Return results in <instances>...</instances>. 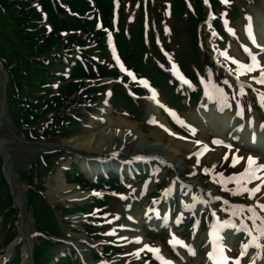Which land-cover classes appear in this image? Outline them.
<instances>
[{
    "label": "rangeland",
    "instance_id": "rangeland-1",
    "mask_svg": "<svg viewBox=\"0 0 264 264\" xmlns=\"http://www.w3.org/2000/svg\"><path fill=\"white\" fill-rule=\"evenodd\" d=\"M3 1L0 0L2 3ZM17 1L15 0L13 2L14 5H16ZM59 1L54 0V3L58 5L57 10L65 15L67 19L66 23L59 21L61 17L58 14L54 17L56 23L53 21L49 22L46 12L41 3H39L42 2L41 0H25L23 2L36 8L40 13L41 17L35 19L40 26L37 30L45 27L50 29L51 33L57 32L62 41H57L54 35L51 36V41H55L56 44L59 42L61 47H63L62 50L65 55H72L69 59L63 57L65 59H61V63H52L51 65H48L49 61L46 63L48 65L47 70L53 71L52 75L45 81L48 87L44 94L49 93L47 96L40 94L38 97L42 101L48 102L49 105L47 107H50L48 109L52 110L49 111L51 115L45 118L43 116L39 118L34 117L29 123H20L19 128L15 126L27 140L31 142L39 141L40 145L38 144L37 149L42 150L37 155L36 148H33L32 152L27 155L30 148L24 147L20 150L18 156L19 159H22L27 155L25 160L28 158L30 162L29 166H24V161H22L23 166L18 172L17 177L18 185L21 187L22 192L21 204L24 206L29 218L32 234L37 229L33 210L28 203L31 195L30 192L33 193L36 207L45 209L44 202L51 207L50 213L55 217L52 220V224H56L57 227L60 226V230H55L58 233L57 239L51 240L44 236H36V233L31 237L33 246L32 263L54 264L56 260L54 259L53 261L50 258L59 247V249H63L66 254L70 255L72 260L79 261L80 264H86L85 259H89L90 253H94L96 256L101 255L100 246L83 247L82 244L85 242H91L88 235H97L100 226H102L107 236L113 239L114 237L111 235L112 231L117 238V234L120 233L117 228L125 227L129 221L128 218L130 216L132 217V213L135 212L138 215L136 228L140 230V232L137 230L136 233L144 236L145 239L143 242L146 241L148 246L144 247V253L146 255L144 257L148 256L147 260H149L152 252L150 249L161 247L160 240H166L168 242L166 246L167 250L170 254H173L168 230H164L165 232L159 233L158 235V232L147 231L145 226L149 219L145 217V214L149 211H145L144 207L148 206L152 208V212L156 209L154 211L156 213L154 220L159 221L160 218H163L167 214L170 215V218L182 217L184 219L183 222L185 221V223H179L174 231L177 235L180 233L184 237L186 244H194L193 249L195 250L190 251L192 257H189L191 262L205 264L204 258L207 254V246L204 242V235L209 228L213 212L217 215L221 223H225L230 219L234 222L232 224L233 226L229 227L228 232L224 234V242L221 243L229 253L230 262L232 260V264H254L252 261L253 254H248L251 258H249V262L243 261L244 256L239 257L238 255L239 249L246 243L247 238L245 234H242L245 230L242 229L243 226L235 215V212L230 207H225L220 202L214 201V199L217 196H226L228 198L238 199L242 203H252L257 207L258 205L264 204V183H254L248 178H240L237 175L244 170L247 162L245 155L239 158L236 163H233V156L235 155L236 157L239 155L234 152H240V147H243L248 142L256 141L259 143L260 133H258V138H254L251 134L247 138L248 133H242L243 129L252 128L250 127V123L258 125L259 129L264 124L262 123L260 125V122L264 121V107L261 106L262 103L260 102V95L264 102V87L260 86V75L255 80H252L255 82L254 86L248 82H236L228 73L229 70L226 66L228 65L234 71L243 73L244 75H250L252 72L258 73L256 67H253L251 72L241 67V65L252 64L249 56L252 52L249 51V37L246 36V33L243 32L241 27L247 21L246 16L248 13L260 12L264 0H228L227 3H222L221 0H207V3H205V0H202L203 2L199 3L193 9V12H191V14L198 15V7L200 6H203L205 11L204 20L200 21L196 26L197 45L192 40V31L186 24L189 21L188 14L184 10L173 11V2L175 0H141L140 2H145V4L140 6L135 14L127 13L126 10L125 13L122 12L119 5L122 3L127 6L128 2L131 5L133 2L139 5L138 0H111V2H114L112 9L115 37H118V42L121 45L126 46L125 52L128 54L130 52L129 61L136 63L137 67L135 70L142 75H146L148 77L146 78L148 80L150 79L149 81L154 85L152 89L158 93L161 100L166 101V103L168 102L166 106L167 110L165 109L168 112L162 110L161 116L174 129H177L178 132L187 138H184L185 142L192 141L197 146L206 144V147L198 152L196 150H190L187 146L180 148L181 154L178 160L180 171L177 178H175V174L171 168H163L159 165L153 171L152 176H149L147 171L142 172L140 170L139 173L134 174L135 178L123 180L122 186L120 187L113 184L114 179L111 178L112 175L106 181L102 182L100 180L99 183H96L97 181L94 183L91 182L94 186H89L88 183H85L79 173L81 175L83 173V178L85 179L90 178L88 175L91 174H87L83 170L81 156L73 151L66 141L73 136L86 132V128L90 125V121L94 119L93 116L97 114V109L100 108L104 97L109 94V91L110 96H112L111 99H107L110 104L109 115L111 118L120 116L128 120L134 125L135 131L142 132V134L148 136H160L156 124L153 122L158 116L155 113V118H152L151 115H153V112L149 109V102L146 99L148 91L139 83L137 78L134 79V83L137 82L139 86L134 87L133 93L129 89L131 93L130 97L135 101L134 104L128 102L125 98H117L113 92L114 96L112 95V90L109 86V83L112 81L111 77L105 76V69H101L102 67H108L110 60H113L109 50V42L107 41L108 33L105 36V44L100 45L97 37L87 36V26L82 27V25L87 23L82 24L81 27L72 26L73 21L70 20V17H72L70 9L72 10V7L69 6L72 2ZM86 1L93 2L92 0ZM199 1L194 0L193 2L187 0L190 8ZM78 2H81L82 6H84L83 0ZM213 4H215L214 8H211L210 5ZM109 8L111 9V6ZM15 14L14 10L11 8L4 9L0 4V55L6 58L11 68L13 67V72L11 71L13 78H8L7 87L10 82L14 90L15 87H23L25 85L28 87L29 85L28 79L24 76L25 73H21L19 70L21 68L20 53L18 45H16L15 40L11 37L17 29ZM91 14H88V12L84 13L83 10V12H77L75 17L83 23L92 19L93 15ZM173 15L178 18V21L169 18ZM63 24H71L68 27L75 29L78 38H72L71 35H68L66 33L68 29H65L66 27ZM186 28L187 31H185ZM215 28L218 34L215 33ZM141 37L146 41L144 44L145 47L147 45L146 49L149 54L145 58L142 56L145 48L142 49V46H140ZM81 39H85V41L82 42ZM197 47L199 48V53L197 52ZM213 51L220 52V60L226 65L217 59V55L214 56ZM126 53H124L125 57L128 56ZM197 54L198 56L196 57ZM257 54L260 55V48ZM237 55H240L241 59H238ZM173 56L176 57V61L180 63L184 72L179 71L175 62L173 64L175 67L172 66L173 68H171V62L172 60L174 61ZM156 58L162 61V65L156 61ZM132 62H129V64L133 65ZM157 66H161V69L165 73L159 71ZM194 68L200 70L195 73L197 83L200 84V87H198L194 82L196 84V90H194V85L188 79L190 73L194 72ZM128 70V73L132 71L130 69ZM177 75L183 77V80L180 79V81L182 80L183 83L187 81L188 83L179 84L180 81H176L177 83L174 81L175 83L169 85L168 82L171 83L172 80H175ZM246 78L247 80L250 79L249 76ZM208 80L214 81L212 84H215L219 88L217 90H220L223 100L229 104V112L227 113L232 116L234 122L232 127L230 123V129L242 120L241 115L244 119L241 122L248 126L239 131V136L227 134L228 129L226 131H219V134H227L229 148L232 151L227 149L219 150L216 155H211L213 153L212 150L221 149L220 147L212 145L213 143H204L193 134L196 126L197 128H200V126L207 128V126L211 125L209 124V120L214 117L210 115L214 113L220 114L221 112V110H215L217 104L205 93V82ZM248 81L250 82L251 80ZM195 91H198V93ZM117 93L119 94V92L115 94L117 95ZM61 94H65V96ZM121 94L124 96L122 92ZM126 94H128L127 91ZM190 97L191 103L187 102ZM50 99L51 101H46ZM56 100L57 104L54 102ZM23 101L27 102L28 100L26 98ZM222 109L224 110V106ZM210 112L212 113L210 114ZM236 113L239 116L235 117ZM192 115L195 118L191 117ZM17 116L20 117L21 115ZM247 116L249 118L245 119ZM161 137L163 145L171 144L168 137L165 135H161ZM47 143H52L55 146L45 147L44 145ZM134 143V141L129 140L128 143L118 148L117 143L106 148V155L97 153L92 157V160L106 164L115 160L112 157L121 158L120 156H132L126 160H128L127 162L134 161L137 159L136 157L144 155L145 152V150H142L137 151L139 153H135V149L133 148ZM252 150L255 151L254 148ZM34 151L35 153L31 155ZM165 151L169 152L166 148ZM248 154L258 157L261 161L264 160V152L262 154L258 153L257 156L252 153ZM161 155L164 156L163 154ZM165 158L169 160L168 157L165 156ZM2 170L3 161L0 158V176H2V179L0 178V262L1 264H24L21 250L22 241L20 239L15 240L18 236L16 222L19 218V208L14 201L9 183L5 180ZM61 179H65L70 185H79L86 192L90 187L91 190L98 188L100 191L97 190L95 196L92 199L85 200L84 203L67 204L63 201L62 194H60V189L57 186L58 181H61ZM186 181L201 184L204 191H212L214 195L211 196V199L201 197L197 188L184 187ZM111 184L118 191L123 192L121 201L116 200L115 197L111 199L107 197L105 186ZM257 185H259V191H255L251 197L247 191H239L241 186L253 189ZM168 190L169 192H167ZM237 192L239 194H236ZM6 193L9 194L8 200H6ZM193 195L197 197L198 202H200V199H203L202 202L204 204L201 209L196 204L197 207L190 210V212L183 211L182 209L185 207L183 201H186L187 198L193 201ZM93 200H96L94 206L97 209L93 210L91 207L92 219L90 220L88 216L86 218L83 214V210L86 209L80 206L91 204ZM7 201L11 203V214L8 213L9 211L6 213L2 211ZM102 206L105 211L102 214H98ZM44 209L41 210V215L46 221H49L51 214ZM46 213L49 214L48 218L44 217ZM185 213H188V215L184 216ZM160 215L162 216L160 217ZM199 219H201L202 224L200 229L196 230ZM9 221L13 223L16 229V231L14 229L12 235L10 228H7ZM193 224H196V227ZM91 227H96L97 230H91ZM194 230L196 231L195 234H193ZM75 236H80L83 239L80 242H76L75 240L77 238ZM42 240L51 242L40 250L36 249L38 243ZM52 242H61V244L55 246L56 244L52 245ZM260 243L264 247V242L261 241ZM9 247L10 249L8 250ZM126 249L127 247H123V250L110 251L109 254L111 253L110 255L114 258L118 252L125 254ZM196 250L197 253L195 254ZM180 253L186 252L185 250H181ZM155 259L158 260L154 255ZM142 264H149V262H143ZM257 264H264V259L258 260Z\"/></svg>",
    "mask_w": 264,
    "mask_h": 264
},
{
    "label": "bare ground",
    "instance_id": "bare-ground-1",
    "mask_svg": "<svg viewBox=\"0 0 264 264\" xmlns=\"http://www.w3.org/2000/svg\"><path fill=\"white\" fill-rule=\"evenodd\" d=\"M254 18L257 20L254 21ZM247 21L242 24L241 29H243V32L246 33V36L249 37V29L251 32L253 39L249 38V51H252L251 54L249 55L250 57L254 56L256 60L259 62V64L264 67V3L260 9L259 13H248L246 16ZM251 47V48H250ZM260 47V55L257 54V48ZM251 49V50H250ZM238 59H241L240 55H237ZM218 60H220V57L218 56ZM221 61V60H220ZM222 62V61H221ZM225 64L224 62H222ZM229 72L232 73L234 79L237 82H245L248 80H251V84L254 86L255 82L252 80H255L256 77L260 75V68H257L256 70L258 73L252 72L250 75H244L243 73L233 71L232 68L228 65ZM247 76L250 77V79L247 80ZM260 86L264 87V83H260ZM206 93L211 94L212 99L216 100L217 103L220 105H223V102L221 100V95L219 94L217 88L212 85V83H207L206 85ZM152 96L150 97V105L149 109H153L156 107L157 103L159 104V99L157 96L153 93H150ZM154 97V98H153ZM225 103V102H224ZM227 108V107H226ZM157 110V109H156ZM150 111V110H149ZM226 110H222L220 113L221 114H212L210 116H214L211 118L209 121V126L207 128H204L200 126V128H197L193 132L195 137L199 138L201 141L204 143H212L214 140L218 142H222V138L219 137V131H226L227 129L230 130V132H233L234 134H237L240 129H242V126L240 124H236L235 128L230 129V123L232 122V118L227 114ZM154 113V112H153ZM156 114L158 118L154 120L153 122L156 124L157 131L159 132V135H153V136H148L142 134V132L135 131L134 125L130 123L128 120L118 116L117 118H111L109 115V104L107 101V98H104V100L101 103L100 108L97 109V114L93 116V120L90 121V125L86 128V132L81 135H76L70 138L69 140L66 141L68 145L71 146L72 150L75 151L77 154H79L82 158L81 165L83 167V170L86 173H95L96 168L100 167V164L98 163L97 165L94 164V160H91L92 157H94L97 153L100 155H106V148H109L113 145H116L118 143V146H122L123 144L128 143L129 140L134 141L135 143L133 144V148L135 149V153H139L137 151H142L145 150L144 155L146 161H151L153 158L151 156L157 157L159 160L161 158L158 157V155L163 154L164 157H168L169 161H173V166L176 171H180V166L178 160L180 159V154L181 150L180 148L183 146H187L190 148V150H196L200 151L203 148L206 147V144L203 146H197L191 141H188L189 143L184 141V138L182 135H176L177 131L162 117L160 116V112H157ZM212 112H210L211 114ZM153 115V116H156ZM195 118L193 115L191 116ZM155 118V117H154ZM153 118V119H154ZM194 122V121H193ZM231 123V127H232ZM261 125V124H260ZM228 130V131H229ZM253 130V128H252ZM252 130L247 132L244 130L245 133H248L247 138H249L250 134H252ZM223 131V132H224ZM255 131H258L255 129ZM161 135H165L168 137L170 140V145H163L162 142V137ZM244 136V135H243ZM242 136V137H243ZM187 139V138H185ZM224 143V141H223ZM0 145L2 148H8L10 146V140L8 138H5L1 133H0ZM226 145V143H225ZM244 148H241L240 155H247L255 157L254 155H248L250 151L257 156V152H264V134L260 131V140L259 143H247L246 145L243 146ZM35 148V147H31ZM143 148V149H142ZM168 149L169 152L165 151ZM251 148H254L255 150L260 149L257 152H254L251 150ZM227 148L223 149H217V150H212L213 153L211 155H216L219 150H226ZM103 150V151H102ZM228 150V149H227ZM32 152V150H29L27 152V155H29ZM238 153V154H239ZM157 154V155H154ZM167 154V155H166ZM26 155V154H25ZM159 155V156H160ZM26 157V156H24ZM121 158L115 159V161H112L114 164L113 166H116V169L120 168V165L123 163H126V159L131 158L132 156L129 157H123L120 156ZM141 158V157H140ZM256 161H260V163H264L261 161V159H258V157H255ZM154 160V159H153ZM162 161V160H161ZM111 162V161H110ZM111 163H106L103 164L101 167H107ZM126 165V164H125ZM134 165V164H132ZM128 165H126L127 167ZM6 175L12 180L13 184V193H14V199L16 203L21 204V198H22V192H21V187L18 185L17 182V177L16 173L12 172L10 169H7L5 171ZM256 176L258 177L259 183H261V180H264V170H261L259 172H256ZM58 189H60V194H62V199L64 202L67 204H71L73 202H80L83 199H86L88 197V194L84 191L79 189L78 186L70 185L67 183L65 179H61V181H58ZM231 203H236L237 201L233 199H229ZM237 204V203H236ZM22 205V204H21ZM254 213L253 212H244V215L247 217V219L252 223V225L264 232V212L261 211L259 205L258 207L253 206ZM23 214L22 216L19 217L18 221L16 222L17 227H18V236L15 240L20 239L22 240V261L24 264H30L28 261L27 257V250L28 248L26 247V240L29 239L30 236V224L26 222V210L23 207L22 209ZM136 213V212H135ZM134 213L133 218L135 220H138V216ZM252 217V218H250ZM153 226V225H151ZM211 233L212 237L210 238L208 231L205 235L206 237V244L210 248V252H215L214 249L217 248L220 244V239L222 238L221 231L219 229V222L217 218L213 219L211 221ZM128 227L131 229L130 232L123 233V237L125 238L127 244L129 245L128 248L126 249V255L128 256L127 259H130V264H140L141 260L140 258H135V254H133V251H136V249L141 248L142 245H138L137 242H139V238L142 237V235L137 236L136 234V227L134 226L133 223H128ZM135 227V228H134ZM222 228V226L220 227ZM254 236L257 237V234L255 232L253 233ZM77 239L75 240L76 242H80L83 238L80 236H75ZM138 238V239H137ZM179 240L178 238H176ZM172 244L174 246L175 252H178L180 250V247L177 243L172 241ZM83 247L87 246L86 243L82 244ZM10 247L8 248V250ZM163 249V248H162ZM264 250L260 248L256 252V254L260 255L259 257L262 258L264 256ZM121 255V254H120ZM117 255L116 259H112V262H109L110 264H129L126 262H123L122 256ZM159 255L160 256H165L163 252L159 250ZM178 259H172L170 256V259L172 260L173 264H180L182 261H187V257L182 255H178ZM247 258V257H246ZM189 261V260H188ZM1 264V262H0ZM208 264H214L212 261V258H209L208 255Z\"/></svg>",
    "mask_w": 264,
    "mask_h": 264
},
{
    "label": "trees",
    "instance_id": "trees-1",
    "mask_svg": "<svg viewBox=\"0 0 264 264\" xmlns=\"http://www.w3.org/2000/svg\"><path fill=\"white\" fill-rule=\"evenodd\" d=\"M3 1V0H2ZM15 0H4L3 3L0 2L2 8L7 9L11 8L16 13V25L17 29L15 30V33L11 35V37L15 40L16 45H18L19 49V59H20V72L25 73V77L28 79V87L27 85L21 87H15V90L13 89L11 83L9 82L7 87V95L10 102V111L12 113L13 117V123L14 125L19 128V124L26 122L29 123L31 119L34 117L39 118L42 117L45 118L47 116L51 115L52 110H49L50 107H47L49 104L48 102L42 101L38 95H48L49 92L44 94L47 89V85L45 82L53 73L51 70H47V66L51 65L52 63H61V59L70 58L72 55L70 54H64V51L62 50L63 47H61V44L59 42H52L51 36L54 35L56 37V40L62 39L58 36L57 32L51 33L50 29L48 28H40L37 30L40 26L37 24L35 19L40 18V13L38 10L30 5H28L26 2L23 3L25 0H18L16 5H14ZM40 1V0H39ZM41 3L44 11L47 15V20L49 22H54V17L56 14L60 15V20L64 23L67 22V19L65 15L61 14L57 7L58 5L54 3V0H41ZM72 2L69 6L72 7V12L70 17V20L73 21L72 26L82 27L87 26V36L91 37H97L98 41L100 42V45H102L103 42V35H104V28L110 27V6H111V0H94L95 7H91L88 3V1L83 0L84 6H82L81 2H78L80 0H60L59 2ZM43 3V4H42ZM81 3V4H80ZM60 4V3H59ZM175 9L180 10L185 8V4L183 0H175L174 2ZM60 9V7H59ZM88 12V14L94 15L91 20H88V22L81 23L80 20L75 17L77 15V12ZM121 10L123 12V7L121 5ZM62 12V10L60 9ZM200 14V13H199ZM80 16V15H79ZM73 18V19H72ZM200 17H198L199 19ZM194 24V19L191 17ZM70 21V22H71ZM101 22V26H97V23ZM81 23V24H79ZM96 24V26H95ZM71 25V24H69ZM68 24H63L65 29H68L66 33L68 35H71L72 38H78L77 34L75 32V29L73 27H68ZM77 29V28H76ZM88 40V38H87ZM82 42L85 41V39H81ZM120 49L126 53V46L121 45L119 43ZM125 48V49H123ZM127 54V53H126ZM62 56V57H61ZM128 57L130 58L129 54ZM0 61L6 70L9 78H13V67L7 63V60L5 57L0 55ZM47 61H49V64L46 65ZM101 69L104 70V74H114V69L104 68ZM12 71V72H11ZM36 95V96H35ZM53 95V94H52ZM51 95V96H52ZM62 96H65V94H61ZM49 97V96H48ZM27 98V102L23 101ZM61 98V97H60ZM46 101H51L46 100ZM57 104V100L54 101ZM52 103V102H50ZM55 105L54 103H52ZM49 108V109H48ZM55 112V111H54ZM17 115H21L18 117ZM16 117V118H15ZM21 120H23L21 122ZM52 120V118H50ZM49 156V155H48ZM2 176H0L1 178ZM2 179V178H1ZM1 187V186H0ZM7 189V188H6ZM30 200L28 199V203L31 206V209L33 210L34 218H35V225L36 228L43 234L47 235L49 233L54 232V229L56 227V224H52V220H54V216L52 213H50V207L44 202L45 209L51 214V217H49V214H44V217L48 218L49 221H46L42 215L41 210L44 208L36 207V204L34 203L33 199V193L30 192ZM8 193H6V200H8ZM10 198V197H9ZM11 203L7 201V203L3 206V213L11 214L12 210L10 209ZM9 209V210H8ZM44 209V210H45ZM12 220V217H11ZM7 228H10L11 235L14 233V225L12 222L9 221L7 224ZM10 235V236H11ZM42 242V243H41ZM40 244L36 247V249L40 250L45 245L49 244L51 241H44L42 240ZM41 262V260H39Z\"/></svg>",
    "mask_w": 264,
    "mask_h": 264
},
{
    "label": "water",
    "instance_id": "water-1",
    "mask_svg": "<svg viewBox=\"0 0 264 264\" xmlns=\"http://www.w3.org/2000/svg\"><path fill=\"white\" fill-rule=\"evenodd\" d=\"M7 78H8L7 73L3 69V67L0 63V133L5 138H8L10 140V146L8 148H2L0 145V158L3 161V170H2L3 175H4L5 179L8 181L9 187L11 190V194L14 197L12 180L6 175L5 171L7 169H10L12 172L16 173V177H17L18 172L20 171L21 167L23 166L22 161H24L23 162L24 166L25 165L29 166L30 162H29L28 158L25 160L27 155H26V157L22 158L23 160L19 159V157H18L20 154V150L23 149L24 147H28L31 150L33 149L31 147H35L36 151H37L36 152L37 155L42 150L37 149L38 144L40 145L39 141L31 142V141L24 139V137L21 135V133H19V131L12 124V121L10 118V113H9V102H8V98H7V94H6ZM44 146L45 147H53L55 145L52 143H47ZM34 153H35V151L31 155H33ZM19 165H20V167H19ZM17 182H18V177H17ZM14 201H15V199H14ZM16 205L19 208V217H20L23 214L22 209L24 206L19 204V203H16ZM26 222L29 223V218H28L27 214H26ZM33 235L34 234H32L30 232L29 239L26 240V242H27L26 247L28 248L27 257H28L29 261L32 260L33 246H32L31 237Z\"/></svg>",
    "mask_w": 264,
    "mask_h": 264
},
{
    "label": "snow or ice",
    "instance_id": "snow-or-ice-1",
    "mask_svg": "<svg viewBox=\"0 0 264 264\" xmlns=\"http://www.w3.org/2000/svg\"><path fill=\"white\" fill-rule=\"evenodd\" d=\"M221 2L222 3H227L228 0H221ZM205 3H207V0H205ZM229 31H231V30L229 29ZM249 38L250 39H253V42H255L254 41V38L251 35L250 29H249ZM245 50L247 51V49H245ZM250 58L252 60V64H249V65H241V67L244 68L246 71H249V72H251L253 70V67L260 68V79H259V82L260 83H264V67H262L259 64V62L256 60V58L254 56H252ZM128 74H129V76L132 75L130 72ZM180 79L183 80V77H180ZM184 83H188V82L187 81H184ZM145 86H147V85H145ZM238 159L239 158L238 157H235V155H234L233 156V163H236L238 161ZM261 170H264V163H257L255 157L249 156L247 158V162L245 164V167H244L243 172L238 173L237 175L240 178L258 179V177L256 176V172H259ZM260 182L261 183H264V180H261ZM239 191H247L248 192V195L251 197V195L255 191H259V185H257L253 189H248V188H246L244 186H241V188L239 189ZM236 194H239V192H237ZM248 207H249V211L254 213V209L252 208V206L249 205ZM259 207H260L261 211L264 212V204L259 205ZM250 218H252V217H250ZM209 236H210V238L212 237L211 231L209 233ZM170 243H172V241H170ZM175 243H181L182 244V241L176 240ZM145 247H148V246L145 245ZM242 247H246V246H242ZM150 250L153 251V253L157 256L158 259L161 260V264H170V262L165 261L164 258L159 255V250L158 249H150ZM214 251L219 254V258L217 260H215L214 264H227V260L229 258L223 255V251H224L223 244H220L217 248L214 249ZM208 255H209V258L211 259V258H213L214 253L213 252H210Z\"/></svg>",
    "mask_w": 264,
    "mask_h": 264
}]
</instances>
